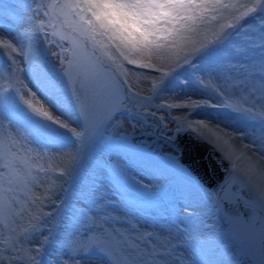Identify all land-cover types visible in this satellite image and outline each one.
<instances>
[{"label":"snow or ice","instance_id":"obj_1","mask_svg":"<svg viewBox=\"0 0 264 264\" xmlns=\"http://www.w3.org/2000/svg\"><path fill=\"white\" fill-rule=\"evenodd\" d=\"M18 7L0 0V264H264V0ZM186 133L228 165L194 181L198 211L139 175L163 177L156 153L175 162ZM29 160L65 168L52 194L32 193L50 169ZM84 175L87 206L61 225L44 201ZM160 221L167 235L144 230Z\"/></svg>","mask_w":264,"mask_h":264},{"label":"rangeland","instance_id":"obj_2","mask_svg":"<svg viewBox=\"0 0 264 264\" xmlns=\"http://www.w3.org/2000/svg\"><path fill=\"white\" fill-rule=\"evenodd\" d=\"M22 0H3V3L6 5H11L13 7H17L18 11L20 12L21 16H27L29 13H27L23 8H19L18 6ZM0 22L3 23H9V20L7 17L0 18ZM16 27L23 28L24 24H17ZM55 50V49H53ZM2 59V58H0ZM20 67L23 68L25 71H27V65L23 62H21ZM127 67V66H126ZM37 70H43V69H37ZM21 79L27 83V77L21 75ZM31 87V85H29ZM141 88H146L147 84L140 85ZM35 91V89H33ZM145 94H147L145 92ZM197 99H203L204 97H194ZM37 100L43 103L42 97L37 94ZM47 107V105H45ZM180 112H174L173 115H179ZM127 118H125L124 123L125 129L127 131H131V128L126 125L129 123L126 122ZM13 130L15 131V126L13 125ZM143 139V138H138ZM246 143V142H245ZM178 154V153H177ZM156 159L161 168L165 170V175L163 177L160 176H153L148 172H140V177L144 180V183L150 184L152 186L162 185L163 191L159 194L162 196L166 201L173 204L177 210H182L185 206L188 207V211L199 210V200L197 198V195L194 190V181H197L198 179L189 172V170L177 159L175 162H170L167 160L163 153H156ZM28 163L31 165V167L38 168V167H44L45 169H50L48 172V175L46 177L41 178L42 187L39 188H33L32 193L36 196H45L52 194L53 191H55V186L57 183H59V174L65 171V168L63 166H57L58 162H52L47 163L45 161H37V160H29ZM87 167V165H86ZM21 175H22V167H21ZM35 175V173H33ZM87 181V176L84 175L82 179H77L76 181H73L71 185H66L67 191L65 193H59L57 192L56 195H59L60 199L56 200V207H53L51 203L47 200L44 201V207L43 211L46 213L49 212H56L58 209L60 210V217L58 218V222L61 225L68 224L70 219L73 216V209L74 208H83L86 207L85 201L79 197V193L81 191H85ZM199 181V180H198ZM200 182V181H199ZM201 183V182H200ZM189 190L192 194V197L189 196L188 199H185V193ZM20 199L21 201H25L29 199L28 195L25 194L23 190L20 192ZM53 199H56V196H53ZM63 201V203H61ZM27 206V205H26ZM153 215L155 213L153 212ZM141 223H144V218L142 216L137 217ZM163 221H160L155 224V226H152L149 224L144 230L148 232H158L162 235H167V232L162 227ZM178 226L180 228L184 227L183 223H180L178 221ZM45 227H51V224L46 225ZM117 227H120V225H117ZM45 235H47V232H45ZM36 246V245H33ZM180 256L182 259H195L194 254L191 252L190 249L186 248H180L178 250ZM190 257H188V255ZM211 259V256L209 257ZM45 259H47V254L45 256ZM67 259V257H65ZM240 259L239 257H235L234 260Z\"/></svg>","mask_w":264,"mask_h":264},{"label":"water","instance_id":"obj_3","mask_svg":"<svg viewBox=\"0 0 264 264\" xmlns=\"http://www.w3.org/2000/svg\"><path fill=\"white\" fill-rule=\"evenodd\" d=\"M177 147L180 152L178 159L207 187L215 188L223 183L226 177L225 168L219 162V153L214 152L204 142L186 133L177 139Z\"/></svg>","mask_w":264,"mask_h":264},{"label":"bare ground","instance_id":"obj_4","mask_svg":"<svg viewBox=\"0 0 264 264\" xmlns=\"http://www.w3.org/2000/svg\"><path fill=\"white\" fill-rule=\"evenodd\" d=\"M144 85H145V84H144ZM126 122L129 123L128 120H127ZM125 124H126V123H125ZM128 126H129V125L127 124L126 127H128ZM245 142H246V141H245ZM185 194H189V196L192 197V194H193V193H191L189 190H187ZM184 197H185V196H184ZM192 198H193V197H192ZM60 210H61V209H58L57 211H60ZM187 255H188V257H190L189 254H187Z\"/></svg>","mask_w":264,"mask_h":264}]
</instances>
